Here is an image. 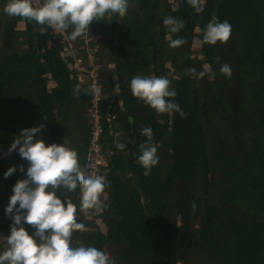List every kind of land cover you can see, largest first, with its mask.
Here are the masks:
<instances>
[{"label":"trees","instance_id":"16d2710c","mask_svg":"<svg viewBox=\"0 0 264 264\" xmlns=\"http://www.w3.org/2000/svg\"><path fill=\"white\" fill-rule=\"evenodd\" d=\"M198 2L201 13L188 0H129L122 18L94 21L76 40L69 39L71 29L63 32L68 52L61 32L49 27L41 35L43 26L3 13L1 236L10 233L4 209L12 186L25 178L19 170L6 179L3 174L12 166H28L17 152L7 153L22 129L43 124L45 143L75 150L79 166L87 169L91 93L77 85L71 64L75 54L97 47V40L84 47L97 32L102 35L98 49L108 50L114 64L107 78L101 75L103 104L116 107L125 149L116 147V132L106 128L102 140L110 165L97 208L105 230L97 224L86 232L85 219L95 209L80 211L78 191H57L77 208V222L84 225L73 231L72 246L116 251L112 264H264V0ZM168 16L183 20L184 28L169 33L162 25ZM214 16L230 22V38L204 44L201 30ZM180 37L186 43L168 46V38ZM223 64L231 66L230 78L220 73ZM189 68L206 74L185 75ZM138 75L167 78L186 117L157 114L133 97L129 82ZM77 86L81 91L74 94ZM142 127H151L159 157L148 176L138 162L146 140ZM163 142L166 154L159 151ZM24 227L32 233L33 226Z\"/></svg>","mask_w":264,"mask_h":264},{"label":"clouds","instance_id":"9594fccd","mask_svg":"<svg viewBox=\"0 0 264 264\" xmlns=\"http://www.w3.org/2000/svg\"><path fill=\"white\" fill-rule=\"evenodd\" d=\"M196 13H201L202 2L188 0ZM129 8V0H8L3 12L9 17H20L34 21L43 26L44 35L47 28L57 32L69 33V39L76 40L86 31L90 24L104 18H122ZM162 25L169 33H178L185 22L175 17H164ZM202 43L216 45L226 43L231 35L232 25L229 21H220L213 17L201 30ZM186 43L184 38H168V46L177 48ZM220 73L230 78L232 68L223 64ZM194 74L203 78L205 71L185 70V75ZM170 81L165 77L134 76L129 82L133 97L141 100L157 114L176 113L182 119L186 113L179 103L174 102L176 91L170 88ZM81 89L77 86L74 94ZM87 91V90H85ZM44 125L24 128L10 144L7 153L17 152L28 164L9 167L4 178L17 170L25 174L12 186V195L8 199L4 213L11 220L10 233L5 237V247L0 251V264H112L110 255L93 246L74 247L70 243L73 231L82 230L84 225L77 222V208L66 199H61L57 191L67 193L79 192L80 211L97 209L100 196L106 182L103 176L90 175L79 166L77 152L64 144H46L41 137ZM142 136L146 137L140 145L138 162L148 176L159 162L157 145L153 142L151 127H142ZM116 147L124 150L120 143ZM33 226L31 234L24 225Z\"/></svg>","mask_w":264,"mask_h":264},{"label":"built area","instance_id":"2783aa9c","mask_svg":"<svg viewBox=\"0 0 264 264\" xmlns=\"http://www.w3.org/2000/svg\"><path fill=\"white\" fill-rule=\"evenodd\" d=\"M65 43L64 52L71 50L68 38L62 32ZM94 48L87 49V54L74 55L71 64L73 77L77 85L86 87L91 93V103L88 110L90 120L89 144L86 153V171L93 176L99 175L107 181L110 165V155L104 149L103 134L106 128L116 132L120 129L116 107L104 106L106 89L102 83L99 70L95 65Z\"/></svg>","mask_w":264,"mask_h":264},{"label":"rangeland","instance_id":"374dc122","mask_svg":"<svg viewBox=\"0 0 264 264\" xmlns=\"http://www.w3.org/2000/svg\"><path fill=\"white\" fill-rule=\"evenodd\" d=\"M8 2V0H0V20L3 18V8L5 6V4ZM110 26V25H109ZM1 27V25H0ZM102 36L101 34H97V32H93V33H90V36L87 38L86 40V44L84 45L85 46H88V45H92V44H89L90 41H96L97 40V47L95 48L94 45H92L94 47V56H95V65H96V68L99 70L100 72V75L103 74V76H106V78L108 77L107 75L108 74H111L113 71H114V64H112V59H111V54L108 52V50H101L98 49V47H101L100 46V41H101V37ZM99 42V44H98ZM2 43V40L0 39V44ZM98 51V52H96ZM194 53H195V56L199 57L200 56V53H199V49H198V41H196L195 45H194ZM102 56V57H101ZM101 57V59H100ZM205 68L208 69L209 66L207 64H205ZM102 77V76H101ZM103 82V80H102ZM159 151L162 153V154H166L167 153V144L166 142H163L161 143L160 147H159ZM3 151L0 150V155H2ZM92 216H88L87 219L85 220H88L87 222V227H86V232L91 230V228H93L95 225L97 226L100 225L102 229H106V220L102 217V215L98 212L97 209L93 210L92 212ZM86 224V222H85ZM193 233H195V231L193 230ZM0 244H2V248L0 246V251H2L5 247V237L1 236L0 235ZM107 253L110 255V258L112 259H115V257L118 256V252L116 251H113L111 249H107ZM178 264H182V262L178 263ZM184 264V263H183Z\"/></svg>","mask_w":264,"mask_h":264},{"label":"crops","instance_id":"0c3cea01","mask_svg":"<svg viewBox=\"0 0 264 264\" xmlns=\"http://www.w3.org/2000/svg\"><path fill=\"white\" fill-rule=\"evenodd\" d=\"M50 85H52L53 86V83H51ZM124 132H122V130L121 129H119L118 131H117V134H116V136L115 137H118L116 140H117V142L120 144V143H123V140H122V134H123Z\"/></svg>","mask_w":264,"mask_h":264}]
</instances>
